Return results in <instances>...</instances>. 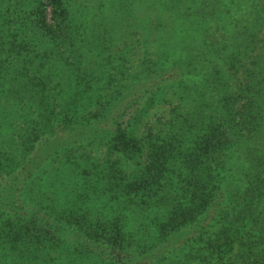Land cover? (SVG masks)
Returning a JSON list of instances; mask_svg holds the SVG:
<instances>
[{
	"label": "trees",
	"instance_id": "16d2710c",
	"mask_svg": "<svg viewBox=\"0 0 264 264\" xmlns=\"http://www.w3.org/2000/svg\"><path fill=\"white\" fill-rule=\"evenodd\" d=\"M0 264H264V0H0Z\"/></svg>",
	"mask_w": 264,
	"mask_h": 264
},
{
	"label": "rangeland",
	"instance_id": "374dc122",
	"mask_svg": "<svg viewBox=\"0 0 264 264\" xmlns=\"http://www.w3.org/2000/svg\"><path fill=\"white\" fill-rule=\"evenodd\" d=\"M50 14V12L48 11V15ZM136 258V257H135ZM131 260H134V258H132ZM149 259H148V257H146V258H142V259H137V260H135L134 262H146V261H148Z\"/></svg>",
	"mask_w": 264,
	"mask_h": 264
}]
</instances>
